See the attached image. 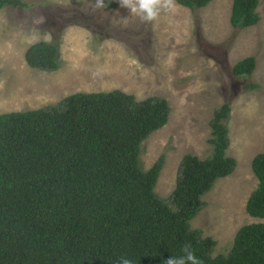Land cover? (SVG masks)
Returning a JSON list of instances; mask_svg holds the SVG:
<instances>
[{
  "label": "trees",
  "instance_id": "1",
  "mask_svg": "<svg viewBox=\"0 0 264 264\" xmlns=\"http://www.w3.org/2000/svg\"><path fill=\"white\" fill-rule=\"evenodd\" d=\"M175 1L196 10L211 0ZM103 2L112 9L122 0ZM259 3L232 0L231 25H255ZM22 6V0H0V9ZM25 60L57 70L59 45L34 42ZM254 68L255 57L247 56L232 74L246 78ZM229 111L225 102L213 113L211 156L187 153L181 160L173 201L179 212L154 192L164 154L148 170L140 160L142 142L168 120L164 97L77 92L48 106L0 113V264H117L123 256L135 264H164L185 246L201 264H264V223L241 225L229 252L216 256V241L190 225L215 179L236 167L227 154ZM252 169L259 183L246 210L264 218V152L254 156Z\"/></svg>",
  "mask_w": 264,
  "mask_h": 264
},
{
  "label": "rangeland",
  "instance_id": "2",
  "mask_svg": "<svg viewBox=\"0 0 264 264\" xmlns=\"http://www.w3.org/2000/svg\"><path fill=\"white\" fill-rule=\"evenodd\" d=\"M22 1L27 6L0 9V113L48 106L77 92L164 97L169 119L143 141L140 160L145 170L164 154L156 187L167 186L166 198L185 154L211 156L210 121L228 102L227 154L237 165L214 182L190 224L216 241V256L229 252L241 225L264 222L246 210L257 185L252 160L264 152V0L259 22L244 29L230 23L232 0H211L196 10L161 0L148 22L122 3L106 9L98 0ZM41 40L58 43L57 70L27 64V47ZM247 56L255 57L254 71L236 78L232 66ZM251 83L257 87L246 89Z\"/></svg>",
  "mask_w": 264,
  "mask_h": 264
},
{
  "label": "clouds",
  "instance_id": "3",
  "mask_svg": "<svg viewBox=\"0 0 264 264\" xmlns=\"http://www.w3.org/2000/svg\"><path fill=\"white\" fill-rule=\"evenodd\" d=\"M176 2V1H175ZM177 3V2H176ZM97 6L98 7H104L105 5H104V2H103V0H98V3H97ZM231 6H232V1H231ZM259 6V5H258ZM122 7H125V8H127V9H129L132 13H136V14H138V15H140L141 16V19L142 20H144V21H146V22H148V21H152V20H154L157 16H158V14H159V11H160V8H161V0H122ZM4 8H6V7H4ZM11 8H13V7H11ZM258 8V7H257ZM3 9V8H2ZM258 12V11H257ZM260 19V18H259ZM258 22H259V20H258ZM257 22V23H258ZM256 23V24H257ZM136 98V97H135ZM225 103V102H224ZM221 107V106H220ZM219 107V108H220ZM218 109V108H217ZM215 111V110H214ZM214 113V112H213ZM169 114H170V112H169ZM169 114H168V119H169ZM168 121V120H167ZM167 123V122H166ZM165 125V124H164ZM163 125V126H164ZM162 126V127H163ZM162 127H160V128H158V129H155V130H153L150 134H152L153 132H155V131H157V130H159V129H161ZM149 134V135H150ZM148 135V136H149ZM147 136V137H148ZM146 137V138H147ZM145 138V139H146ZM143 143V142H142ZM211 144V143H210ZM212 145V144H211ZM141 148H142V144H141ZM212 149H213V145H212V147H211ZM212 152H213V150H212ZM192 154V153H191ZM212 154V153H211ZM193 155H195V154H193ZM197 156V155H196ZM230 156V155H229ZM198 157V156H197ZM208 157H210V156H208ZM208 157H204V158H202L201 160H204V159H206V158H208ZM233 157V156H232ZM183 158V157H182ZM254 158V157H253ZM182 160V159H181ZM235 160H236V158H235ZM141 164H142V166H143V163L141 162ZM181 164V163H180ZM236 165H237V160H236ZM149 168H147V169H145V170H148ZM161 169H162V167L160 168V171H161ZM160 171H159V173H160ZM179 171H180V169H179ZM179 171H178V173H177V176H176V178H175V184H174V187L172 188V191H171V193H169V195L166 197V198H161L163 195H162V193L164 192V189L167 187V186H165V188H162V189H160V192L157 190V187H156V185H158L159 184V182H158V184H157V181H158V178H159V173H158V175H157V179H156V181H155V184H154V192L157 194V196L161 199V200H163V201H165V202H167L168 204H170L171 205V208H172V210H173V212H179V206H177L173 201L174 200H176V195H175V193H176V191H177V189H178V174H179ZM252 171H253V169H252ZM253 173H254V171H253ZM254 175H255V173H254ZM256 176V175H255ZM219 178H222V177H219ZM219 178H216L215 179V183H216V181L219 179ZM257 178V177H256ZM258 183H259V181H258V179H257V185L255 186V188L251 191V193H250V196H251V194L255 191V189L257 188V186H258ZM213 185H214V183H213ZM213 185H212V187H213ZM211 187V188H212ZM210 188V189H211ZM208 190L209 192L211 191V190ZM168 190H170V187H169V185H168ZM208 191L206 192V193H208ZM205 193V194H206ZM204 194V195H205ZM203 195V196H204ZM203 196H202V200H203ZM204 201V200H203ZM248 201V200H247ZM205 203V202H204ZM205 205V204H204ZM203 205V206H204ZM202 208V207H201ZM200 211V210H199ZM198 211V212H199ZM197 215V214H196ZM250 215V214H249ZM251 216V215H250ZM259 218V217H258ZM261 219H264V218H261ZM190 222H191V220H190ZM262 223H264V222H262ZM191 225V224H190ZM194 229H197V228H194ZM182 252H183V254L182 255H176V256H172V255H170L167 259H165V261H164V264H201V262H200V260L197 258V256L195 255V253L191 250V248H190V246H185L183 249H182ZM117 264H135V262H134V260L132 259V258H130V257H127V256H123V257H120L119 259H118V261H117Z\"/></svg>",
  "mask_w": 264,
  "mask_h": 264
}]
</instances>
